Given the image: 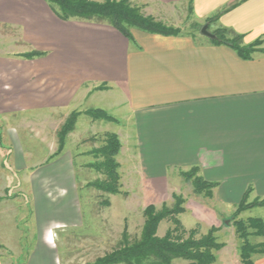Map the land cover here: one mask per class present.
Segmentation results:
<instances>
[{
    "label": "crops",
    "instance_id": "1",
    "mask_svg": "<svg viewBox=\"0 0 264 264\" xmlns=\"http://www.w3.org/2000/svg\"><path fill=\"white\" fill-rule=\"evenodd\" d=\"M191 7L198 22L216 16L212 32L223 29L227 38L241 36L242 45L258 40L261 46L243 59L202 33L199 39L131 29L128 39L106 23L61 20L45 0H0V30L16 31L20 41L8 43L10 51L0 50V118L99 108L123 119V129L112 130L136 152L146 178L161 182L168 169L197 167L205 181L216 184L214 203L220 209L236 206L246 190L248 202L264 201V0H193ZM31 51L45 54L22 57ZM102 85L106 88L94 89ZM58 170L42 175L69 185L67 170L62 175ZM30 194L34 238L23 263L61 264L46 221L70 216L71 199L47 206L44 192ZM2 197L0 264L1 251L12 252L10 244L18 249L21 241ZM248 211L245 217L264 221V205ZM222 255L216 264L233 262V256ZM254 264H264V257L256 256Z\"/></svg>",
    "mask_w": 264,
    "mask_h": 264
},
{
    "label": "rangeland",
    "instance_id": "2",
    "mask_svg": "<svg viewBox=\"0 0 264 264\" xmlns=\"http://www.w3.org/2000/svg\"><path fill=\"white\" fill-rule=\"evenodd\" d=\"M90 1L101 3L104 0ZM127 2L138 7L141 13L155 17L174 30L178 29L180 34L191 33L203 39L200 29L204 25H208L207 31L212 32L213 21L207 23L205 19L198 22L192 16L188 3L173 7L160 5L154 0ZM18 38L16 31L1 29V52L5 48L10 51L12 47H8V43L13 42L14 45L20 42ZM260 46L261 43H258L256 49ZM12 50H20V47ZM98 87L100 90L103 88ZM98 87L94 89L98 90ZM91 109L99 108L83 106L66 111L39 110L0 118V195L7 200V209H11L14 225L21 231L18 249L15 250L10 244L8 247L12 252L7 254L1 251L3 263L24 264L34 238L30 192H44L47 206L60 203L67 205L71 199L70 205L73 207L69 215L74 220L68 216L46 221L47 235L53 236L55 240L61 264H95L98 258L118 248L123 240L121 233L124 229L128 243L139 239L145 207L153 205L158 210L163 206L172 208L173 194L183 200L184 212L176 217L186 231L197 229L198 237L206 234L210 227L218 230L216 241L223 243V246L214 253L216 258L213 264H216L217 259L222 260V254L230 258L233 256L230 264H241L239 242L229 221L236 206L220 209L214 203V196L210 199L195 194L191 180L184 176L185 173L193 175L190 168L168 169L166 179L161 182L146 178L136 159V152L125 147L126 139H120L119 133L112 130L117 127L123 129L120 122L123 119L105 110L110 119H93L89 112ZM75 113L77 116L73 120ZM66 124L68 128L64 129ZM106 132H114L121 144L115 159L119 164L121 185V191L117 194L104 193L95 188L94 184L104 179V176L90 167L96 162L91 150L101 145L100 140ZM55 168L59 169L60 175L67 170L71 179L69 185L63 178H54L48 173L42 175ZM2 210L0 208V213ZM248 212L245 210L239 217L245 219ZM171 226V221L162 219L156 236L163 237ZM12 231L17 234L15 229ZM262 240L261 237L252 239L256 243ZM256 256L264 257L261 254ZM181 263L178 260L174 262Z\"/></svg>",
    "mask_w": 264,
    "mask_h": 264
},
{
    "label": "trees",
    "instance_id": "3",
    "mask_svg": "<svg viewBox=\"0 0 264 264\" xmlns=\"http://www.w3.org/2000/svg\"><path fill=\"white\" fill-rule=\"evenodd\" d=\"M58 18L64 21L81 20L95 23H106L118 30L126 38L131 39V29H137L149 34L159 35H178V29L166 25L151 15H145L140 12L138 7L132 6L127 0H104L101 3L90 0H45ZM193 0H188V7L192 13ZM216 19V16L206 18L207 23ZM202 27V26H201ZM208 27V25H207ZM226 30H213L214 37L210 40L215 44H227L240 55L243 59H251L252 53L256 51V45L261 41H253L250 45H242L241 36L226 37ZM262 44V43H261ZM45 53L31 51L22 54L24 58H33L43 56ZM105 86H100V88ZM99 89V87H98ZM93 119H110L102 109H91L89 111ZM73 114L72 119L76 117ZM71 119V120H72ZM70 120V121H71ZM72 120V121H73ZM69 121V122H70ZM68 122V123H69ZM68 128V124L64 129ZM64 134V133H63ZM101 145L91 150L96 162L91 164V168L103 174L104 179L94 184L95 188L105 191L108 194L120 193L119 184V164L115 160L120 149V141L114 132L104 133ZM193 168V169H192ZM190 168L193 175L185 173L184 176L191 180L195 194L202 195L205 198L212 199V190L216 184L205 181L199 174L197 167ZM246 190L244 196L237 203L234 212L230 218L237 241L239 242L238 254L241 264H254L256 255H264V221L260 217L240 218L239 215L245 210L264 205V201H247L248 193ZM174 205L172 208L161 207L154 208L153 205L145 207L144 224L141 230L140 238L132 243L127 241V232L124 229L123 240L118 248L111 253L105 254L96 260L95 264H174L175 261H181V264H213L216 258L214 253L221 249L223 243L216 241L215 227H210L208 232L198 235L195 229L186 231L177 219V215L184 212L183 200L180 196L173 194ZM107 202V201H106ZM162 219L171 221V228H168L163 237H157L156 231L159 222ZM226 223L228 221H225ZM225 223V224H226ZM261 237L263 240L259 243L253 242V238Z\"/></svg>",
    "mask_w": 264,
    "mask_h": 264
},
{
    "label": "water",
    "instance_id": "4",
    "mask_svg": "<svg viewBox=\"0 0 264 264\" xmlns=\"http://www.w3.org/2000/svg\"><path fill=\"white\" fill-rule=\"evenodd\" d=\"M200 31H201V33H202L204 36H206L207 38H209V39H213L214 34L211 33V32H209V31H207V26H206V25L202 26L201 29H200Z\"/></svg>",
    "mask_w": 264,
    "mask_h": 264
}]
</instances>
